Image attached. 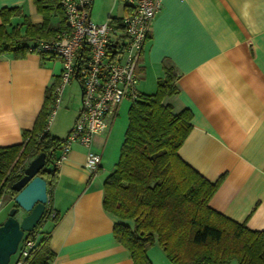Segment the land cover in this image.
<instances>
[{"label": "crops", "instance_id": "crops-1", "mask_svg": "<svg viewBox=\"0 0 264 264\" xmlns=\"http://www.w3.org/2000/svg\"><path fill=\"white\" fill-rule=\"evenodd\" d=\"M4 7L21 10L8 29L20 26L23 16L42 21L33 0H0ZM124 13L122 4L119 15L109 12L107 18ZM52 21L56 25V17ZM165 64L177 77L176 93L164 102L174 112H190L191 128L178 153L209 181L219 180L209 206L264 230V0H162L136 67L140 93L155 92ZM61 69L57 57L0 55V147L22 142ZM120 133L114 119L108 130L94 134L91 149L102 156L96 172L85 168L87 148L77 143L55 164L47 204L57 218L47 219L40 231L55 253L50 264H133L113 232L115 222H132L103 206V181L117 162ZM12 203L0 199V224ZM146 255L151 264H172L157 244Z\"/></svg>", "mask_w": 264, "mask_h": 264}, {"label": "trees", "instance_id": "trees-1", "mask_svg": "<svg viewBox=\"0 0 264 264\" xmlns=\"http://www.w3.org/2000/svg\"><path fill=\"white\" fill-rule=\"evenodd\" d=\"M33 3L42 21L33 23L23 16L22 24L10 29V18L20 15L21 10L0 9V55L22 56L32 44L53 39L64 27L59 0ZM109 18L121 27L119 18ZM176 77L173 66L165 64L155 92H139L128 108V125L118 161L103 181L104 208L120 220L132 222L131 226L115 222L114 236L129 251L133 264H151L146 250L153 244L163 250L172 264H229L231 260L238 264H264V230L250 229L244 222H236L211 208L208 202L219 180L209 181L178 153L191 124L189 110L174 112L164 102L176 93ZM57 81L49 88L34 126L22 132V142L0 147V199H12L13 183L41 152L45 153L46 162L38 174L47 182V194L56 178V154L64 138L52 136L46 125L47 105ZM52 209L46 204L36 227L24 233L19 243L21 248L25 240H34L25 264H50L55 256L48 245V235H40ZM56 218L57 214L50 219Z\"/></svg>", "mask_w": 264, "mask_h": 264}, {"label": "built area", "instance_id": "built-area-1", "mask_svg": "<svg viewBox=\"0 0 264 264\" xmlns=\"http://www.w3.org/2000/svg\"><path fill=\"white\" fill-rule=\"evenodd\" d=\"M122 1L125 13L119 18L121 27H118L111 23L110 16L103 23L91 21L93 0H59L64 27L53 39L40 40L29 47L30 52L57 57L62 62L48 120L61 102L64 87L72 79L81 85L80 107L59 147L55 164L77 143L87 148L85 168L96 172L102 156L91 149L94 134L109 129L125 99L133 101L138 96L136 67L162 0ZM117 31L119 35L113 38ZM55 216L52 209L48 219ZM33 246L34 240L30 239L21 248L18 246L15 264H25Z\"/></svg>", "mask_w": 264, "mask_h": 264}, {"label": "water", "instance_id": "water-1", "mask_svg": "<svg viewBox=\"0 0 264 264\" xmlns=\"http://www.w3.org/2000/svg\"><path fill=\"white\" fill-rule=\"evenodd\" d=\"M45 162V153H39L29 161L22 176L11 187L14 191V206L0 224V264H9L24 233L31 232L36 227L46 210L47 182L38 174Z\"/></svg>", "mask_w": 264, "mask_h": 264}, {"label": "rangeland", "instance_id": "rangeland-1", "mask_svg": "<svg viewBox=\"0 0 264 264\" xmlns=\"http://www.w3.org/2000/svg\"><path fill=\"white\" fill-rule=\"evenodd\" d=\"M122 0H94L91 6V21L95 23H103L107 20L108 13L112 15H119L121 11ZM119 35V32L112 35L113 38ZM81 85L77 79L72 81L64 87V93L61 97L55 114L48 120V128L50 133L59 138H65L69 129L68 124L71 123L77 110L80 107ZM131 101L124 100L118 109V114L115 117V125H120V142L117 161L119 158L120 147L124 138V133L128 125V108ZM70 125V124H69ZM18 256V251L11 256L9 264H13Z\"/></svg>", "mask_w": 264, "mask_h": 264}]
</instances>
